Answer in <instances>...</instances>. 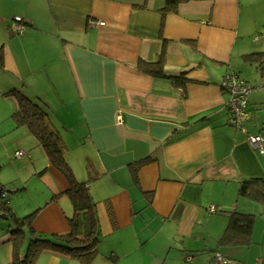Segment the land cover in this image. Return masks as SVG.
I'll return each instance as SVG.
<instances>
[{
	"label": "crops",
	"instance_id": "0c3cea01",
	"mask_svg": "<svg viewBox=\"0 0 264 264\" xmlns=\"http://www.w3.org/2000/svg\"><path fill=\"white\" fill-rule=\"evenodd\" d=\"M163 7L164 0H0V109L10 112L0 118V139L12 136L14 161L36 181L29 190L19 179L5 201L15 218L30 217L24 236L69 233L68 181L4 96L24 91L43 102L94 204L90 264H216V254L225 264H264V204L238 196L241 181L264 178V154L248 143L260 135L264 148V0L190 1L164 14ZM15 18L19 34L10 30ZM227 75L252 89L240 128L230 123ZM21 191L29 202L19 208L12 200ZM17 208L28 210L20 216ZM230 212L254 217L248 245L219 246ZM11 230L0 234V264H11Z\"/></svg>",
	"mask_w": 264,
	"mask_h": 264
},
{
	"label": "trees",
	"instance_id": "16d2710c",
	"mask_svg": "<svg viewBox=\"0 0 264 264\" xmlns=\"http://www.w3.org/2000/svg\"><path fill=\"white\" fill-rule=\"evenodd\" d=\"M199 0H164V13L175 12L184 3ZM154 76H163L162 71L151 72ZM4 96L13 97L17 110L13 114L16 123L24 126L33 135L44 150L48 162L68 181L65 194L73 206V216L68 220L69 233L65 236H53L51 239L37 236L29 238L26 252L19 250L24 240L23 229H31L30 217L17 219L11 213L4 193L0 187V219L11 223L10 242L12 243L11 264H34L42 252L55 253L81 264H90L97 254V235L94 222V204L85 183H79L64 157V145L59 134L51 128L48 115L43 106L33 102L18 91H10ZM238 196L264 204V178L243 180L239 184ZM228 225L218 241L219 246H246L250 243L254 217L235 212L225 213ZM85 220V223H84ZM187 261V260H186ZM190 262V261H189ZM187 261V263H189Z\"/></svg>",
	"mask_w": 264,
	"mask_h": 264
},
{
	"label": "rangeland",
	"instance_id": "374dc122",
	"mask_svg": "<svg viewBox=\"0 0 264 264\" xmlns=\"http://www.w3.org/2000/svg\"><path fill=\"white\" fill-rule=\"evenodd\" d=\"M23 94L27 95L24 91H23ZM32 95H34V94H29L28 96L31 99H33V102H35L36 104H38L40 106H43V102L41 101V99L39 97H34ZM43 108H45V107L43 106ZM9 115H10V112H8V108H7L6 115L3 114L2 110L0 109V118L1 119H3V117H9ZM1 127H0V132H2ZM6 149H8V151L11 150L9 155H6L7 154L5 151ZM12 149H14V151ZM15 150L16 149L13 147L12 136H9V138H7V139L5 138L3 141H1V139H0V185H2L4 187L5 193H8V199L10 201H11L12 197L15 195V194H13V192L16 190L13 188V187H15L14 183L18 182L19 179L24 178V180H27L29 190L34 189V185L36 184V181L32 178H29V175H28V172H31L32 168L24 167L25 165L20 166V164L22 162L21 160H15L14 161L15 157L13 154H14ZM35 155H36V153L34 154V156ZM27 159L28 158L25 157L23 162L29 161ZM36 160H38V157H36ZM23 172H24L25 177L22 174ZM17 195H19L21 197L16 196V198L12 200L14 206L17 207V204H18V207L20 208L21 206L28 204L29 198H28L27 194H25L21 191ZM7 203L9 205V202H7ZM13 205H11V206H13ZM19 208H17L15 210V213L17 215L24 216V214L26 213V210H28V209L25 208V210L23 212V210H21ZM8 227H10V228H8ZM8 229H11L10 223L0 219V230H2L0 232V234L3 233V235H5ZM29 238H30L29 233L25 232L24 241L22 244L23 249H25L27 247L28 242H29ZM48 258H49V256H40L38 259L35 260L34 264H49L48 261L45 260ZM59 263L60 264H76L74 262H59ZM92 264H100V263L97 261V262H93Z\"/></svg>",
	"mask_w": 264,
	"mask_h": 264
},
{
	"label": "built area",
	"instance_id": "2783aa9c",
	"mask_svg": "<svg viewBox=\"0 0 264 264\" xmlns=\"http://www.w3.org/2000/svg\"><path fill=\"white\" fill-rule=\"evenodd\" d=\"M99 26H103V23H98ZM11 32L14 34H19L22 32L21 21L19 18H15L10 27ZM259 39H254L253 42H258ZM222 87L230 94V102L228 104V111L230 115V123L237 128L242 126V123L247 119V113L244 112V109L247 104V97L251 92L244 82L240 81L236 76L227 75L223 82ZM248 143L252 149L258 151L260 154H264V148L262 145V137L250 136L248 137ZM17 157L21 156L22 153H16ZM6 193L2 194V197H5ZM191 259L188 258L189 262ZM216 264H225L227 260L221 255H215Z\"/></svg>",
	"mask_w": 264,
	"mask_h": 264
}]
</instances>
